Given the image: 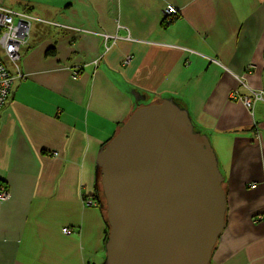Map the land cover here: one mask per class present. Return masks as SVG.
Listing matches in <instances>:
<instances>
[{"label":"crops","instance_id":"crops-1","mask_svg":"<svg viewBox=\"0 0 264 264\" xmlns=\"http://www.w3.org/2000/svg\"><path fill=\"white\" fill-rule=\"evenodd\" d=\"M169 3L179 14L164 20ZM14 4L40 20L0 114V264L105 263L98 152L136 107L165 97L209 135L224 176L210 264H264V100H241L264 95V0ZM103 33L116 36L108 48Z\"/></svg>","mask_w":264,"mask_h":264},{"label":"water","instance_id":"water-1","mask_svg":"<svg viewBox=\"0 0 264 264\" xmlns=\"http://www.w3.org/2000/svg\"><path fill=\"white\" fill-rule=\"evenodd\" d=\"M109 224L104 264H210L225 227L209 135L172 97L140 105L97 155Z\"/></svg>","mask_w":264,"mask_h":264},{"label":"built area","instance_id":"built-area-1","mask_svg":"<svg viewBox=\"0 0 264 264\" xmlns=\"http://www.w3.org/2000/svg\"><path fill=\"white\" fill-rule=\"evenodd\" d=\"M164 20H172L179 14V9L173 4H167L163 12ZM35 20H40L31 12L23 9H16L0 0V114L6 105L10 96L11 88L15 79V75L22 76L20 69L21 49L28 42L32 25ZM105 46L109 47V41L116 39V36L103 33ZM6 59L11 63L16 73L7 66ZM130 61V57L126 62ZM216 61V60H215ZM78 72L74 71L73 77L76 78ZM240 83L247 86L245 81L239 77ZM232 94L238 95L235 90ZM240 97V95H238ZM241 100L246 107L252 110L254 103L258 100H264V95L261 91L252 90L251 94L242 95ZM53 154H57L54 152ZM10 196L9 190L0 184V200H5ZM86 202L90 205L98 204V201L93 197H86ZM65 233H71L72 230L68 227L64 228ZM87 264H93L89 262Z\"/></svg>","mask_w":264,"mask_h":264},{"label":"trees","instance_id":"trees-1","mask_svg":"<svg viewBox=\"0 0 264 264\" xmlns=\"http://www.w3.org/2000/svg\"><path fill=\"white\" fill-rule=\"evenodd\" d=\"M123 124V123H122ZM96 197H98L99 201L101 202V205L103 204V202L105 201V198H104V194H103V191H102V188H101V185L99 183L96 182V193H95ZM104 209V207H103ZM105 211V209H104ZM105 214H106V211H105ZM106 223H107V228H108V232H109V224L107 222V217H106ZM108 232H107V237H108ZM106 237V239H107Z\"/></svg>","mask_w":264,"mask_h":264},{"label":"rangeland","instance_id":"rangeland-1","mask_svg":"<svg viewBox=\"0 0 264 264\" xmlns=\"http://www.w3.org/2000/svg\"><path fill=\"white\" fill-rule=\"evenodd\" d=\"M4 3H5L6 5H8V6H12V7L16 8V9H21V8L15 6L16 4H14V0H4ZM7 66H8L9 69H10V68L13 69V66H12L11 64H10L11 67H9L8 63H7ZM11 69H10V70H11Z\"/></svg>","mask_w":264,"mask_h":264}]
</instances>
